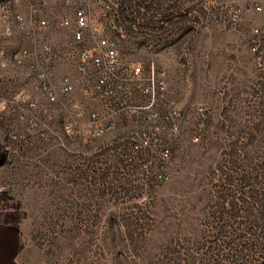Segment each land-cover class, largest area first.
<instances>
[{"label": "rangeland", "instance_id": "1", "mask_svg": "<svg viewBox=\"0 0 264 264\" xmlns=\"http://www.w3.org/2000/svg\"><path fill=\"white\" fill-rule=\"evenodd\" d=\"M122 1L120 60L161 64L167 96L182 110L175 139L164 135L168 179L128 177L139 163L125 138L145 125L120 121L83 142L67 136L46 94L40 121L1 109L0 212L24 234L19 264H264V45L258 60L245 26L152 39L155 24L189 21L192 0ZM3 41L14 89L35 93L12 59L21 36Z\"/></svg>", "mask_w": 264, "mask_h": 264}, {"label": "built area", "instance_id": "2", "mask_svg": "<svg viewBox=\"0 0 264 264\" xmlns=\"http://www.w3.org/2000/svg\"><path fill=\"white\" fill-rule=\"evenodd\" d=\"M191 4L189 21L177 28L155 24L149 37L188 40L207 27L245 26L252 41L250 52L261 59L264 0H192ZM125 23L122 0H10L0 10V110L40 121L46 114L41 96L50 94L71 140L83 142L101 138L120 121L145 125L125 138L133 153L131 161L139 163V170L131 169L128 177L146 185L161 183L168 179L172 143L164 135L168 132L175 139L183 114L167 96L166 69L161 64L120 60L118 40L128 35ZM16 35L23 45L12 59L29 73L35 93L26 87L14 89L15 76L2 67L3 40ZM160 109L164 114L158 122ZM199 112L204 115V109ZM46 134L42 130L40 136ZM192 140L197 142L198 137Z\"/></svg>", "mask_w": 264, "mask_h": 264}, {"label": "crops", "instance_id": "3", "mask_svg": "<svg viewBox=\"0 0 264 264\" xmlns=\"http://www.w3.org/2000/svg\"><path fill=\"white\" fill-rule=\"evenodd\" d=\"M0 213V264H19L24 234L13 219Z\"/></svg>", "mask_w": 264, "mask_h": 264}, {"label": "bare ground", "instance_id": "4", "mask_svg": "<svg viewBox=\"0 0 264 264\" xmlns=\"http://www.w3.org/2000/svg\"><path fill=\"white\" fill-rule=\"evenodd\" d=\"M3 7H8V3L6 1L0 0V10H3ZM2 67L5 68V70L10 73V68H9L8 64H6V62L2 61ZM46 96H47V99L51 102L50 94H46ZM66 134H67V130H66ZM67 136L71 139L70 134H67Z\"/></svg>", "mask_w": 264, "mask_h": 264}]
</instances>
